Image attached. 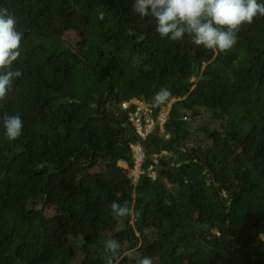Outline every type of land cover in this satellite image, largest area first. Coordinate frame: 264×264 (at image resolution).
<instances>
[{"label":"trees","instance_id":"1","mask_svg":"<svg viewBox=\"0 0 264 264\" xmlns=\"http://www.w3.org/2000/svg\"><path fill=\"white\" fill-rule=\"evenodd\" d=\"M133 3L0 0L23 32L0 116L24 123L8 141L0 121V264H107L109 238L114 264H264V17L225 53L161 38Z\"/></svg>","mask_w":264,"mask_h":264},{"label":"clouds","instance_id":"2","mask_svg":"<svg viewBox=\"0 0 264 264\" xmlns=\"http://www.w3.org/2000/svg\"><path fill=\"white\" fill-rule=\"evenodd\" d=\"M133 10L140 17L154 21L161 38L182 41L188 36L197 46L225 53L237 44L238 32L243 25L252 24L257 16L264 17V3L258 0H134ZM22 40L23 32L18 30L17 17L9 8L0 7V101L7 97L14 81L23 75L19 67H14V62L21 57ZM206 64L203 62L202 66ZM171 95L170 89L161 88L153 97V106L165 105ZM142 108L140 104L138 110ZM168 111L166 109L163 114ZM136 113L131 122L143 125ZM162 115L161 121L164 120ZM0 121L8 141L20 137L24 123L19 114H4ZM142 148L145 152V147ZM111 212L114 217H130L134 209L113 201ZM105 248L111 253L107 264L120 259L121 244L118 240L109 238ZM139 264H153V260L145 256Z\"/></svg>","mask_w":264,"mask_h":264},{"label":"built area","instance_id":"3","mask_svg":"<svg viewBox=\"0 0 264 264\" xmlns=\"http://www.w3.org/2000/svg\"><path fill=\"white\" fill-rule=\"evenodd\" d=\"M124 105L127 106L128 105V102L127 103H124ZM138 113L139 112H137L136 114H138ZM166 115H167V113H165V114L162 115V118L164 120L166 118ZM138 128H139V131L141 132V134L144 135L145 132L143 130V125L138 124ZM135 154H136V157H137V160H136L137 164H136V166L134 168L133 174L136 175V176L138 174V176H140V174L144 171V169H143V162H144V159H145V152H144L141 144L136 145V147H135Z\"/></svg>","mask_w":264,"mask_h":264},{"label":"rangeland","instance_id":"4","mask_svg":"<svg viewBox=\"0 0 264 264\" xmlns=\"http://www.w3.org/2000/svg\"><path fill=\"white\" fill-rule=\"evenodd\" d=\"M137 122H138V121H137ZM152 172H155V171L152 170ZM137 177H138V174H137ZM204 194H205L204 186L200 185V186L196 189V191H195V193H194V198H195L196 200H202L203 197L205 196ZM25 219H26L27 222H32V221L35 219V216H34V214H31V213L27 212V213H26V218H25Z\"/></svg>","mask_w":264,"mask_h":264}]
</instances>
